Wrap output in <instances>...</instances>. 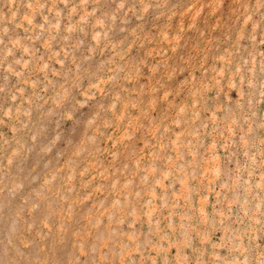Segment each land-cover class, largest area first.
Listing matches in <instances>:
<instances>
[{"label": "rangeland", "instance_id": "374dc122", "mask_svg": "<svg viewBox=\"0 0 264 264\" xmlns=\"http://www.w3.org/2000/svg\"><path fill=\"white\" fill-rule=\"evenodd\" d=\"M0 264H264V0H0Z\"/></svg>", "mask_w": 264, "mask_h": 264}]
</instances>
